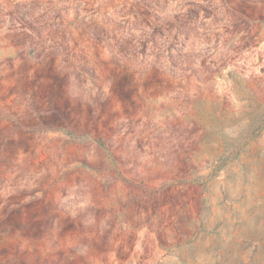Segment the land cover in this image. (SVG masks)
I'll list each match as a JSON object with an SVG mask.
<instances>
[{
	"label": "rangeland",
	"instance_id": "374dc122",
	"mask_svg": "<svg viewBox=\"0 0 264 264\" xmlns=\"http://www.w3.org/2000/svg\"><path fill=\"white\" fill-rule=\"evenodd\" d=\"M0 264H264V0H0Z\"/></svg>",
	"mask_w": 264,
	"mask_h": 264
},
{
	"label": "clouds",
	"instance_id": "9594fccd",
	"mask_svg": "<svg viewBox=\"0 0 264 264\" xmlns=\"http://www.w3.org/2000/svg\"><path fill=\"white\" fill-rule=\"evenodd\" d=\"M110 67V66H109ZM95 77H97L98 79H96L94 82L99 84L101 80H103V78L107 75V70L104 68V65H101L99 67H95ZM120 69H117V71H119ZM93 71V66L89 65L85 67V72L89 75L92 74ZM74 75H78L79 76H83L84 73H81L80 68L77 67L74 69L73 71ZM105 91H107V89H105Z\"/></svg>",
	"mask_w": 264,
	"mask_h": 264
}]
</instances>
